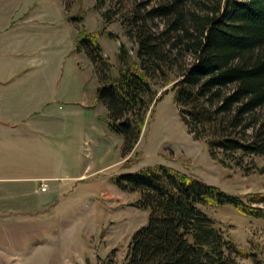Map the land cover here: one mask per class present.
<instances>
[{"label": "trees", "instance_id": "1", "mask_svg": "<svg viewBox=\"0 0 264 264\" xmlns=\"http://www.w3.org/2000/svg\"><path fill=\"white\" fill-rule=\"evenodd\" d=\"M95 7L103 23L119 21L135 47L133 58L119 45L112 73L98 41L101 34L111 38L110 31L79 32L76 43L94 65L96 100L106 107L107 129L122 138V157L168 92L183 127L216 162L245 167L247 157L264 155V0H95ZM111 181L135 193L132 205L148 212L130 236L124 264H242L239 258L264 264L202 208L229 205L264 219V191L229 193L165 164Z\"/></svg>", "mask_w": 264, "mask_h": 264}, {"label": "rangeland", "instance_id": "2", "mask_svg": "<svg viewBox=\"0 0 264 264\" xmlns=\"http://www.w3.org/2000/svg\"><path fill=\"white\" fill-rule=\"evenodd\" d=\"M102 9L95 0H0V58H32L35 71L57 73V86L67 89L74 162L49 182L55 190L35 194L51 195L46 204L22 207L15 199L0 200L9 204H0V264H124L130 236L148 212L134 207L136 194L118 189L111 177L146 165L165 164L237 195L264 191V155L247 157L245 167L216 162L181 124L171 92L148 111L137 144L122 157V138L107 129L106 107L96 100L94 65L81 46L76 49L79 32L104 28L113 35L101 34L98 41L112 73L121 43L135 58L119 21L103 23ZM165 88L170 84L158 94ZM202 208L238 246L264 260V219L229 205ZM238 261L253 264L249 258Z\"/></svg>", "mask_w": 264, "mask_h": 264}, {"label": "crops", "instance_id": "3", "mask_svg": "<svg viewBox=\"0 0 264 264\" xmlns=\"http://www.w3.org/2000/svg\"><path fill=\"white\" fill-rule=\"evenodd\" d=\"M34 62L0 58V200L22 207L46 204L51 195H36L56 188L49 182L74 166L67 89L57 86L55 71L37 72Z\"/></svg>", "mask_w": 264, "mask_h": 264}, {"label": "built area", "instance_id": "4", "mask_svg": "<svg viewBox=\"0 0 264 264\" xmlns=\"http://www.w3.org/2000/svg\"><path fill=\"white\" fill-rule=\"evenodd\" d=\"M46 188H47V183L41 181L39 184V189L41 191H44V190H46Z\"/></svg>", "mask_w": 264, "mask_h": 264}]
</instances>
